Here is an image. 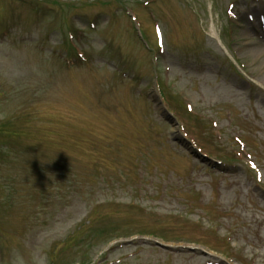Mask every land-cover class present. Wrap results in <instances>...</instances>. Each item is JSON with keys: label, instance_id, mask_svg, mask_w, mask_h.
<instances>
[{"label": "rangeland", "instance_id": "obj_1", "mask_svg": "<svg viewBox=\"0 0 264 264\" xmlns=\"http://www.w3.org/2000/svg\"><path fill=\"white\" fill-rule=\"evenodd\" d=\"M259 46L264 0H0V264H264Z\"/></svg>", "mask_w": 264, "mask_h": 264}, {"label": "water", "instance_id": "obj_2", "mask_svg": "<svg viewBox=\"0 0 264 264\" xmlns=\"http://www.w3.org/2000/svg\"><path fill=\"white\" fill-rule=\"evenodd\" d=\"M152 102L155 103L158 106V113L160 115V117H162L166 122H168L173 128V131L170 132V137H172V139L174 141H177L178 143H180L182 145V147H184L191 155H193V157L197 158L198 161L205 163L206 165L210 166V167H218V162L214 161L213 159L207 157L204 154H201V152L199 151V149H197L195 146L192 145V143H190L189 140H187L184 137H179L177 136V134L179 133L178 131V122L176 120V118L173 116V114L166 108L164 107L165 105L162 103L161 100L158 99V97L156 98H152ZM154 243L156 246H159L162 249L165 250H169V251H174L175 247L169 243H163V242H159L154 240ZM185 248V247H183ZM185 250L190 251V252H196L198 251L199 254L201 255H206L207 253L205 251H203L201 248H194V247H186Z\"/></svg>", "mask_w": 264, "mask_h": 264}, {"label": "trees", "instance_id": "obj_3", "mask_svg": "<svg viewBox=\"0 0 264 264\" xmlns=\"http://www.w3.org/2000/svg\"><path fill=\"white\" fill-rule=\"evenodd\" d=\"M6 128V129H5ZM0 127V153H3L4 150H6L7 145H6V141H4V139H6L7 137L9 139H12L14 141L17 142V144H24L25 143V138L22 140L21 137H19L20 135H15V133L12 130H9L7 127ZM15 135V136H14ZM13 143H10L9 146H12ZM0 158H2V155L0 156ZM34 163L30 161V159H27V163L26 165H31V170H33V174L36 171V168L34 165Z\"/></svg>", "mask_w": 264, "mask_h": 264}, {"label": "bare ground", "instance_id": "obj_4", "mask_svg": "<svg viewBox=\"0 0 264 264\" xmlns=\"http://www.w3.org/2000/svg\"><path fill=\"white\" fill-rule=\"evenodd\" d=\"M212 31L213 32H215V29H214V27H212ZM259 49H261V52L263 51L264 52V48L262 49V48H260V46H259ZM256 50V49H255ZM259 51V50H258ZM257 51V52H258ZM256 52V51H255ZM260 53V52H259ZM259 53H257V54H259ZM259 56V55H258ZM260 67L261 68H264V59L263 60H261V64H260ZM258 81V83H260L262 86H264V78H262V79H260V80H257ZM264 102V101H263Z\"/></svg>", "mask_w": 264, "mask_h": 264}]
</instances>
